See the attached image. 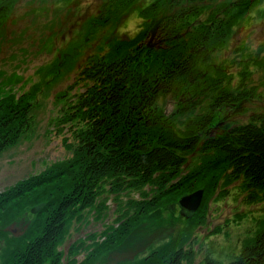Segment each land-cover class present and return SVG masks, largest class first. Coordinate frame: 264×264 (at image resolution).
Instances as JSON below:
<instances>
[{
  "label": "rangeland",
  "instance_id": "374dc122",
  "mask_svg": "<svg viewBox=\"0 0 264 264\" xmlns=\"http://www.w3.org/2000/svg\"><path fill=\"white\" fill-rule=\"evenodd\" d=\"M151 1L143 0L138 8L121 11L122 18L109 20L105 25L94 18L106 15L103 6H107L110 0H49V9L45 12L42 11L43 0H18L7 24L1 19L0 24L5 26L0 30V99L11 92L17 98L25 96L31 103L28 126L13 146L0 152L1 196L23 180L73 158L78 146L77 133L86 128V122L78 116L69 118L75 116L77 99L83 97L90 86L82 73L88 60H121L132 70L126 75H137L141 84L144 81L143 70L149 76L156 70V65L145 69L144 63H141L143 58L138 62V54L122 58L124 56L121 55L131 51L136 42L125 45L119 53L113 48L119 42H130L145 29L147 18L141 17L138 11ZM187 1L199 10L198 16L190 17L189 21L207 25L215 8L229 2V5L238 4L243 0ZM250 1L252 3L244 5L246 11L229 27L225 43L212 53V66L209 68L211 81L205 83L200 93L189 102L193 104L196 101L198 113L206 110L218 93L213 88L245 94V98H241L244 112L230 121L245 122L248 114L264 111V0ZM3 2L0 0V4ZM12 4H8L10 10ZM217 15L218 10L215 17ZM11 16L14 19L12 17L13 20L9 21ZM66 18L68 34L66 29L60 31V24ZM64 32L66 38L63 36L62 42H59ZM53 33L57 44L50 38L42 47L45 36L49 34L50 37ZM146 40L147 37H144L141 42ZM53 49L54 54L60 53L53 61L49 60L52 58L49 55H42L43 52L49 54ZM65 52H68V62L62 66ZM39 61L46 65H39ZM123 83L120 92L125 97L129 94L130 99L137 89V79ZM178 102L177 95L170 94L158 102V107L169 116L177 110ZM184 119L185 115L178 116L175 127L179 128ZM214 155L196 147L184 156L181 173H195L208 161L211 162ZM224 174L213 194L207 195L204 207L196 209L195 216L187 219L181 215L176 201L162 202L150 210L151 213L156 212L152 219L142 221L122 244L109 247L107 252L94 257L93 262L88 264H134L159 254L171 257L177 249H181L184 257L182 264H205L207 260L211 264H229L260 230L263 231L264 197L260 193L258 197L251 198L253 195L243 189L239 180L226 181ZM152 183L118 189L113 179L105 178L96 190L95 204L81 210L80 217L75 218L74 215L69 221L60 250L65 255L71 246L75 250L74 245L84 241L86 248L77 255L78 259H84L104 239L106 232L113 234L111 230L118 228L119 221L123 222L133 215L135 200L148 202L159 192ZM37 196L35 193L22 195L7 202L5 209L0 210V264H15L12 254L13 247L19 244L18 238L25 243L37 235L34 231L27 234V229L45 216L33 210L35 203L32 198ZM151 263L154 264L153 261ZM62 264H67L65 257Z\"/></svg>",
  "mask_w": 264,
  "mask_h": 264
},
{
  "label": "trees",
  "instance_id": "16d2710c",
  "mask_svg": "<svg viewBox=\"0 0 264 264\" xmlns=\"http://www.w3.org/2000/svg\"><path fill=\"white\" fill-rule=\"evenodd\" d=\"M7 1L11 5L15 0ZM142 3L143 0H110L103 6L106 15H97L94 20L105 25L109 20L122 18L121 11L138 8ZM250 3L252 1L243 0L238 4H221L215 8L207 25L189 21L190 17L198 16L199 10L187 0H152L147 7L140 8L139 15L147 18L145 29L130 42H119L113 48L119 53L125 45L136 42L122 58L138 54V62L143 58L141 63L145 69L158 66L150 76L143 70L142 84L137 75H126L132 70L121 60H88L82 73L90 86L84 96L77 99L75 116L69 118L78 116L86 122V128L77 133L78 146L73 158L56 163L0 195L1 210L7 202L35 193L38 196L32 198L33 210L45 215L27 229V234L37 233L35 237L25 243L18 238L19 244L13 247L12 254L15 264H62L64 257L67 264L91 263L109 247L122 244L142 221L152 219L156 212L150 210L162 202L177 203L182 195L202 189L199 206L203 208L222 173L226 181L239 180L243 189L253 195L251 198L260 193L264 197V111L248 114L245 122L230 121L244 112L241 98L244 99L245 94L229 93L223 88H213L218 93L200 113L196 101L189 103L200 93V88L211 81L212 53L225 43L229 27L246 11L244 5ZM144 37H147L146 42H141ZM134 78L138 82L137 89L130 99L129 94L122 96L121 84ZM170 94L179 98L178 108L166 116L158 102ZM184 103L189 105L184 106ZM30 108V99L25 96L17 98L10 92L0 99V152L18 141L28 126ZM184 115L181 126L175 127L177 117ZM196 147L215 154L214 158L195 173L183 175L184 156ZM105 178L113 179L118 189L153 182L159 192L148 202L135 200L133 215L119 221L118 228L111 230L113 234L106 232L104 239L84 259L77 258L86 248L84 241L74 245L75 250L71 246L64 255L60 247L69 221L95 204L96 190ZM194 213L191 217L196 215ZM183 259L181 249H177L171 257L159 254L134 264H152V261L154 264H182ZM205 264L211 262L207 260ZM229 264H264V229Z\"/></svg>",
  "mask_w": 264,
  "mask_h": 264
},
{
  "label": "flooded vegetation",
  "instance_id": "af4514ba",
  "mask_svg": "<svg viewBox=\"0 0 264 264\" xmlns=\"http://www.w3.org/2000/svg\"><path fill=\"white\" fill-rule=\"evenodd\" d=\"M17 1L18 0H15L14 1V3L12 4V9L10 10L9 9V6H8V4L10 5V3L7 1V0H4V2L3 3H1L0 4V23H2L1 22V19H4V22L7 24V20L9 19V16L12 14V12H15L14 10H15V6H16V3H17ZM43 1H45V2H43V7H42V11L43 12H45V11H47L46 9H49V7H48V1L49 0H43ZM33 9V8H32ZM27 11H29V10H27ZM9 13V14H8ZM12 17L13 16H11L10 17V20L9 21H12L13 19H14V17H13V19H12ZM61 25V27H60V31H63L64 29H66V34H68V18H66V20H65V22H63L62 24H60ZM5 25L4 24H0V30L4 27ZM65 34V32L63 33V35L61 36V39H59V42H62V38H63V36H64V38H66V34ZM49 35V34H48ZM48 35H46L45 36V40H43V44H42V47L44 46V42L46 43V41L48 40V39H50V38H53V43L54 44H57V42H56V36H55V33H53V35H51L50 37L48 36ZM1 37H2V35L0 34V41H1ZM6 46H7V44H6ZM65 47H67V46H65ZM42 55H44V56H47V55H49L50 57H52V58H50L49 60H51L52 59V61L55 59V58H57V57H59L60 56V53H56V54H54V49L53 50H51L50 52H49V54H48V52L46 53V52H43V54ZM53 55H55V57H53ZM62 61H63V63L64 64H62V66H65L66 65V63L68 62V52H65V53H63V59H62ZM44 65L45 64V62H43V61H39V65ZM46 65V64H45ZM180 211V210H179ZM180 213V212H179Z\"/></svg>",
  "mask_w": 264,
  "mask_h": 264
},
{
  "label": "water",
  "instance_id": "95a60500",
  "mask_svg": "<svg viewBox=\"0 0 264 264\" xmlns=\"http://www.w3.org/2000/svg\"><path fill=\"white\" fill-rule=\"evenodd\" d=\"M202 194L203 190L198 189L192 193L182 195L177 202L178 206L180 207V214L185 218H190L199 207Z\"/></svg>",
  "mask_w": 264,
  "mask_h": 264
}]
</instances>
